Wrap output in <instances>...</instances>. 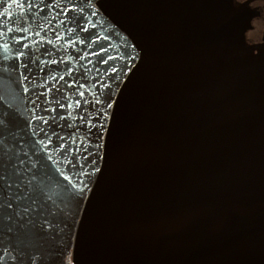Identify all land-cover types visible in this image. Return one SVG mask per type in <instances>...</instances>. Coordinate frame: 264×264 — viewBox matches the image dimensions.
I'll list each match as a JSON object with an SVG mask.
<instances>
[{"label": "water", "instance_id": "95a60500", "mask_svg": "<svg viewBox=\"0 0 264 264\" xmlns=\"http://www.w3.org/2000/svg\"><path fill=\"white\" fill-rule=\"evenodd\" d=\"M98 6L100 43L137 58L66 264H264V50L248 52L233 0Z\"/></svg>", "mask_w": 264, "mask_h": 264}, {"label": "snow or ice", "instance_id": "6c2138e0", "mask_svg": "<svg viewBox=\"0 0 264 264\" xmlns=\"http://www.w3.org/2000/svg\"><path fill=\"white\" fill-rule=\"evenodd\" d=\"M99 3L0 0V264H66L102 171L115 85L137 56L100 43ZM22 233L46 244L29 247Z\"/></svg>", "mask_w": 264, "mask_h": 264}, {"label": "flooded vegetation", "instance_id": "af4514ba", "mask_svg": "<svg viewBox=\"0 0 264 264\" xmlns=\"http://www.w3.org/2000/svg\"><path fill=\"white\" fill-rule=\"evenodd\" d=\"M233 5L245 31L248 52L256 53V47L264 50V0H233ZM253 78L264 96V67Z\"/></svg>", "mask_w": 264, "mask_h": 264}]
</instances>
